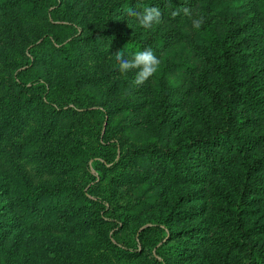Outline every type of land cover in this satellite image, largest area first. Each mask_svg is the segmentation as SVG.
Here are the masks:
<instances>
[{
	"label": "rangeland",
	"instance_id": "rangeland-1",
	"mask_svg": "<svg viewBox=\"0 0 264 264\" xmlns=\"http://www.w3.org/2000/svg\"><path fill=\"white\" fill-rule=\"evenodd\" d=\"M0 264H264V0H0Z\"/></svg>",
	"mask_w": 264,
	"mask_h": 264
},
{
	"label": "clouds",
	"instance_id": "clouds-1",
	"mask_svg": "<svg viewBox=\"0 0 264 264\" xmlns=\"http://www.w3.org/2000/svg\"><path fill=\"white\" fill-rule=\"evenodd\" d=\"M180 11L185 16H192V10L186 7L178 11H173L171 16L176 17L180 14ZM127 14L130 17H134L138 25L144 30H150L154 25H159L162 22V13L158 7L145 6L142 11L129 8ZM203 23V17L197 16L192 19V27L194 30H199ZM114 56L118 64V70L122 75L130 71H136L134 83L137 86L143 85L153 77L157 73L160 65V60L150 48L137 51L131 54L130 58L122 50L115 53Z\"/></svg>",
	"mask_w": 264,
	"mask_h": 264
},
{
	"label": "trees",
	"instance_id": "trees-1",
	"mask_svg": "<svg viewBox=\"0 0 264 264\" xmlns=\"http://www.w3.org/2000/svg\"><path fill=\"white\" fill-rule=\"evenodd\" d=\"M48 13H49V15L51 16V9L48 10ZM39 39H40L41 41H43V40H50V41H52V43H53L57 48H59V49L62 50V51H65V47H66V42H65V41H60L59 39H57V38H55V37H53V36H50V35H48V34L43 35V36H42L41 38H39ZM232 71H233V69H229V70H228V72H229L230 74H231ZM14 80H15L16 83H17L19 86H21V87L34 86V85H36V84L38 83V80H32V81H30V82H28V83L23 82V81L19 78V76H17L16 74L14 75ZM210 95H211V93H210ZM214 95H218V92H216V90H215ZM200 141H201V140H200ZM213 142H214V140H209V139H204V140H203V143L206 145V147L209 146V145H211ZM257 163H259V161H257ZM238 191H239L238 194H239V197H240V198H239V200H238L237 202H235V201L233 200V198H232V196H231L230 193L224 192V195H226V197H228L229 202L235 205V206L232 207L233 209H234V208H237V207L240 205V203H242V201H243L242 198L244 197V189L242 188V189H240V190H238ZM96 201L99 202V203H102V202H103V200H102L101 198H97ZM115 245H117L118 247H120V248H122V249H124V250H127V251L130 250L127 246L120 245V244H117V243H115ZM135 251H136V250H135Z\"/></svg>",
	"mask_w": 264,
	"mask_h": 264
}]
</instances>
